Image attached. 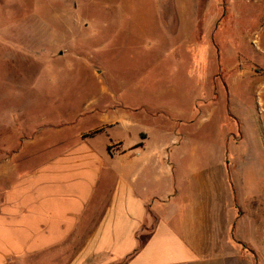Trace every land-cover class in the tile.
I'll return each mask as SVG.
<instances>
[{"label":"rangeland","instance_id":"374dc122","mask_svg":"<svg viewBox=\"0 0 264 264\" xmlns=\"http://www.w3.org/2000/svg\"><path fill=\"white\" fill-rule=\"evenodd\" d=\"M182 1L193 0H0V161L17 160L12 176L117 121L98 133L101 153L106 132L125 150L141 133L147 147L178 138L198 163L222 151L241 201L264 198V68L243 59L227 19L207 39L190 27ZM261 213L263 231L264 199Z\"/></svg>","mask_w":264,"mask_h":264},{"label":"crops","instance_id":"0c3cea01","mask_svg":"<svg viewBox=\"0 0 264 264\" xmlns=\"http://www.w3.org/2000/svg\"><path fill=\"white\" fill-rule=\"evenodd\" d=\"M177 8L189 10L190 27L203 26L206 39L227 19L243 59L264 68L257 60H264V0L182 1ZM118 123L81 134L82 142L16 176L10 166L17 160L0 161V264H264V198L236 197L222 151L198 163L196 149L181 148L178 138L174 147H147L141 133L140 147L125 150L106 132L101 153L98 133L89 134ZM140 234L147 236L142 246Z\"/></svg>","mask_w":264,"mask_h":264},{"label":"trees","instance_id":"16d2710c","mask_svg":"<svg viewBox=\"0 0 264 264\" xmlns=\"http://www.w3.org/2000/svg\"><path fill=\"white\" fill-rule=\"evenodd\" d=\"M100 132V130H96V131H94V132H91L90 134H89V136H92V135H94V134H96V133H99ZM108 149H110V147L108 148ZM147 236H145V235H143V234H140L139 236H138V239H139V242H140V246H142L145 242H146V238Z\"/></svg>","mask_w":264,"mask_h":264}]
</instances>
